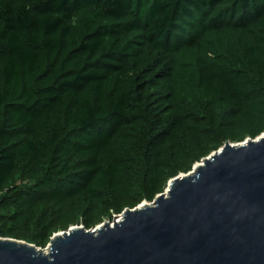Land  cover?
I'll return each mask as SVG.
<instances>
[{
  "label": "trees",
  "instance_id": "16d2710c",
  "mask_svg": "<svg viewBox=\"0 0 264 264\" xmlns=\"http://www.w3.org/2000/svg\"><path fill=\"white\" fill-rule=\"evenodd\" d=\"M264 133V0H0V238L45 249Z\"/></svg>",
  "mask_w": 264,
  "mask_h": 264
},
{
  "label": "water",
  "instance_id": "95a60500",
  "mask_svg": "<svg viewBox=\"0 0 264 264\" xmlns=\"http://www.w3.org/2000/svg\"><path fill=\"white\" fill-rule=\"evenodd\" d=\"M0 264H264V133L225 145L151 203L45 249L0 238Z\"/></svg>",
  "mask_w": 264,
  "mask_h": 264
},
{
  "label": "rangeland",
  "instance_id": "374dc122",
  "mask_svg": "<svg viewBox=\"0 0 264 264\" xmlns=\"http://www.w3.org/2000/svg\"><path fill=\"white\" fill-rule=\"evenodd\" d=\"M166 190V189H165Z\"/></svg>",
  "mask_w": 264,
  "mask_h": 264
}]
</instances>
